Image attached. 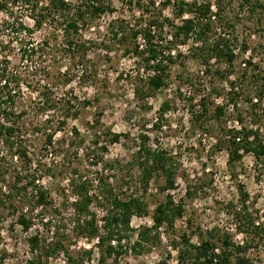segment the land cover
<instances>
[{"label": "rangeland", "instance_id": "rangeland-1", "mask_svg": "<svg viewBox=\"0 0 264 264\" xmlns=\"http://www.w3.org/2000/svg\"><path fill=\"white\" fill-rule=\"evenodd\" d=\"M110 1L113 13L102 16L85 33L94 43L87 57L97 62L95 81L87 78L79 61L70 67L54 62L55 96L86 98L91 104L55 132L54 156L47 150L39 158L41 138L31 137L37 156L33 161H41L36 179L46 192V203H21L24 174L18 175L17 162L0 161V264H178L174 247L180 248L185 240L195 245L209 231L226 234L235 245L244 246L246 264H264V159L255 161L244 154L227 163L232 130L257 121L264 134V0H217L220 13L211 17L202 45L191 33L173 36L175 27L191 18L187 13L177 15L178 3L209 2L214 7L216 0H146L142 7L126 0ZM149 14L162 22L156 39L173 55L166 68V86L154 93L147 86L152 73L144 70L139 58L123 55L124 47L109 31L115 20L134 23L145 21ZM16 19L32 25L27 14L16 8L0 12V23ZM218 39L227 43L231 62L212 56L210 47ZM2 46L0 59L6 58L9 68L25 77L30 64L16 50ZM65 67L73 76H68L69 81L57 80V70ZM21 91L26 96L36 94L25 85ZM164 102L167 108L161 113ZM111 134L120 135L117 143H110ZM141 137L147 147L173 158V190L162 192V179L153 176L143 191L135 157ZM82 184L90 199L85 208L79 204ZM108 190L121 199L138 195L147 205L148 215L130 218L128 239L121 248L115 247V237L101 247L97 241L103 235L108 203L102 197ZM166 196L182 205L181 217L172 227H162L157 240L150 233L142 247L133 250L137 231L151 226L152 213ZM22 216L30 222L27 231L19 224ZM31 239L36 242L31 244ZM108 245L118 254L108 256Z\"/></svg>", "mask_w": 264, "mask_h": 264}, {"label": "trees", "instance_id": "trees-1", "mask_svg": "<svg viewBox=\"0 0 264 264\" xmlns=\"http://www.w3.org/2000/svg\"><path fill=\"white\" fill-rule=\"evenodd\" d=\"M128 1L142 7L141 3L146 0H126ZM178 4L177 15L181 17L187 13L191 18L181 26L175 27L173 36L187 37L191 33L201 43L213 23L211 17L215 19L220 13V4L217 0L214 7L209 2L197 5L195 1H191L184 5L179 1ZM14 8L20 10L21 14H27L32 25L28 27L21 19L3 21L0 23V39L4 40L0 41V44L3 45V50L10 47L11 50H16L19 57L30 64V68L27 69L31 70L22 77L18 71L9 68L6 58L0 59V149L2 150L0 161L7 162L8 165L9 162H17L20 170L18 175L24 174L25 185L20 188L24 197L20 198V202L24 205H29L31 202L42 205L46 203L47 195L45 190L38 186L36 179L40 177L37 171L41 161L38 160L37 163L33 161L37 156L35 157L34 154V141L31 137L41 138L42 145L40 153L37 154L39 158V154L47 150H50V154L54 156L58 149L53 140L55 132L61 131L68 119H76L81 110L91 104L86 98L80 100L67 94L61 97L55 96L54 86L58 83H54V62L66 63L70 67L74 62L79 61L85 69L87 78L94 82L97 76V62L87 57V52H90L94 43L85 38V33L90 32L102 16L112 14L113 8L110 0H0V12H8ZM142 12L149 11L142 8ZM147 18L145 21L134 23L115 20L111 23L109 31L110 37L124 47L123 55L139 58L144 70L152 73L147 80V86L149 92L154 93L166 86V68L171 63L173 55L168 51L169 48L163 45L161 39H156L159 31L163 29L162 22L150 14ZM139 41H142V44H139ZM210 52L217 59L226 58L228 62L232 60L225 40L218 39L213 42ZM44 62L51 64L42 67L41 63ZM69 67H65L64 71L57 70V80L73 76L69 75ZM81 77L82 75L78 78ZM22 85H25L30 93H36L35 96H26L21 91ZM134 93L138 95L139 89H135ZM204 101L202 100L201 106L204 105ZM160 108L161 113H164L167 103H162ZM221 110V107L216 109L219 113ZM97 124L98 122L94 121L93 129L97 128ZM251 126H242L238 131H231L228 136V164L239 161L244 154H251L255 161L264 159V134L257 121ZM119 138L120 135L111 134L110 143H117ZM102 150L106 149L102 148ZM136 156H138L136 166L140 173L143 191L146 192L153 176L162 179V192L174 189L176 169L173 158L168 153L147 147L146 138L141 137L135 152ZM31 166H34V169H31ZM78 193L81 200L79 204L85 208L86 202L88 203L90 199L84 184L79 186ZM102 198L108 206L102 217L103 235L99 236L97 241L101 247L105 241L113 242L115 237L117 238L115 247H119L123 240L128 239L126 233L129 231L130 218L148 215L147 205L138 195H129L121 199L112 195V190L106 191ZM182 212V205L175 204L166 196L165 202L155 207L151 216V226L137 231L132 249L141 248V244L147 240L150 233H154V239L157 240L158 231L164 226L172 227L176 219L181 217ZM19 224L24 231L30 227V222L24 216L20 217ZM93 232L97 233L98 230L94 229ZM29 242L34 244L36 239H31ZM106 250L108 256L112 253L118 254L111 245H108ZM174 250L178 264H189L191 261L200 264H246L244 256L246 248L235 245L228 235H220L214 231L200 235L195 245L185 240L180 248L174 247Z\"/></svg>", "mask_w": 264, "mask_h": 264}]
</instances>
